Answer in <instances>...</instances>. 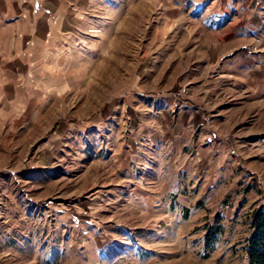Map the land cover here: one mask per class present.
Returning <instances> with one entry per match:
<instances>
[{"label": "rangeland", "instance_id": "1", "mask_svg": "<svg viewBox=\"0 0 264 264\" xmlns=\"http://www.w3.org/2000/svg\"><path fill=\"white\" fill-rule=\"evenodd\" d=\"M100 1L104 37L54 57L28 122L4 125L0 264H247L263 153L232 147L231 120L212 115L235 97L230 50L212 62L208 47L226 34L199 39L169 0Z\"/></svg>", "mask_w": 264, "mask_h": 264}, {"label": "crops", "instance_id": "2", "mask_svg": "<svg viewBox=\"0 0 264 264\" xmlns=\"http://www.w3.org/2000/svg\"><path fill=\"white\" fill-rule=\"evenodd\" d=\"M100 2L0 0V144L4 146L6 122H28L30 112L40 105L38 89L51 78L54 57L74 49L77 40L104 37L106 18L93 14ZM168 5L199 19V39L226 34L208 47L212 62L230 50L222 71L230 76L235 97L219 104L226 113L217 109L212 115L231 120L232 135L239 141L231 142L232 147L263 153L259 159L264 164V0H169ZM221 80H212L214 90ZM199 117L204 124L208 114ZM209 124L202 133L211 142L218 129L213 124L209 129ZM4 162L0 157L1 168L7 166Z\"/></svg>", "mask_w": 264, "mask_h": 264}, {"label": "trees", "instance_id": "3", "mask_svg": "<svg viewBox=\"0 0 264 264\" xmlns=\"http://www.w3.org/2000/svg\"><path fill=\"white\" fill-rule=\"evenodd\" d=\"M245 191V190H242ZM241 191L238 190L237 195ZM202 201V199H201ZM226 199L219 204L218 210L214 215V220L207 228L204 237V257L209 255L212 250L217 234L222 231V216L221 211L226 206ZM185 214L188 208L184 209ZM248 226L250 227V234L247 238L244 247L247 264H264V207L259 206L255 208L249 217Z\"/></svg>", "mask_w": 264, "mask_h": 264}]
</instances>
